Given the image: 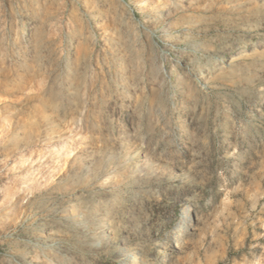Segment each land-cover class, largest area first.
<instances>
[{
	"label": "rangeland",
	"instance_id": "1",
	"mask_svg": "<svg viewBox=\"0 0 264 264\" xmlns=\"http://www.w3.org/2000/svg\"><path fill=\"white\" fill-rule=\"evenodd\" d=\"M0 264H264V0H0Z\"/></svg>",
	"mask_w": 264,
	"mask_h": 264
},
{
	"label": "bare ground",
	"instance_id": "2",
	"mask_svg": "<svg viewBox=\"0 0 264 264\" xmlns=\"http://www.w3.org/2000/svg\"><path fill=\"white\" fill-rule=\"evenodd\" d=\"M249 57H250V54L248 52H244V53H241V54H239L237 56L232 57L231 60H230V63H236V62H239V61H244V60H247ZM184 218H185L184 219L185 222H187V219L191 221V217L189 216L188 212H187L186 217H184ZM181 228H182V226L180 225L179 228L177 227V229L175 230V233H174V237H175L174 242L175 243H177L179 241L178 236L180 234ZM176 246H178V245H176Z\"/></svg>",
	"mask_w": 264,
	"mask_h": 264
}]
</instances>
